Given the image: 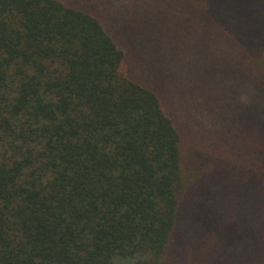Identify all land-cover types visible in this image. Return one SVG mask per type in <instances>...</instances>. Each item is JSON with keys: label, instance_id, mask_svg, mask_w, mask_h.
Instances as JSON below:
<instances>
[{"label": "trees", "instance_id": "1", "mask_svg": "<svg viewBox=\"0 0 264 264\" xmlns=\"http://www.w3.org/2000/svg\"><path fill=\"white\" fill-rule=\"evenodd\" d=\"M121 262L264 264V0H0V264Z\"/></svg>", "mask_w": 264, "mask_h": 264}, {"label": "rangeland", "instance_id": "2", "mask_svg": "<svg viewBox=\"0 0 264 264\" xmlns=\"http://www.w3.org/2000/svg\"><path fill=\"white\" fill-rule=\"evenodd\" d=\"M252 152H253V150H251V152H250V153H252ZM239 153H243V152H239ZM237 156H238V154H237ZM120 264H124V263H122V262H121Z\"/></svg>", "mask_w": 264, "mask_h": 264}]
</instances>
